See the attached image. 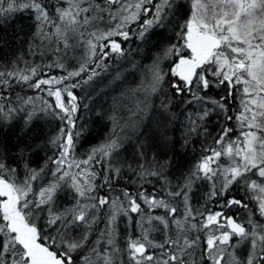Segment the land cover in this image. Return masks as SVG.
<instances>
[{
  "label": "snow or ice",
  "instance_id": "1",
  "mask_svg": "<svg viewBox=\"0 0 264 264\" xmlns=\"http://www.w3.org/2000/svg\"><path fill=\"white\" fill-rule=\"evenodd\" d=\"M17 13L0 264H264V0H0Z\"/></svg>",
  "mask_w": 264,
  "mask_h": 264
},
{
  "label": "trees",
  "instance_id": "2",
  "mask_svg": "<svg viewBox=\"0 0 264 264\" xmlns=\"http://www.w3.org/2000/svg\"><path fill=\"white\" fill-rule=\"evenodd\" d=\"M30 24H31V19L28 15L17 13L15 14L14 18L9 23L7 24L0 23V37L7 39L10 46L18 47L19 45L17 41L15 40V35H16L18 26L22 27L24 31L27 32ZM133 45L136 47L135 44ZM4 51L6 50L0 49V55H3ZM132 56H135V52L132 53ZM137 59L139 58L137 57ZM129 79L131 80L132 77H129ZM101 130H102L101 126L97 124L96 128L93 129V132L98 133ZM177 153L179 155V158L181 159L184 158V154L179 150V148H177Z\"/></svg>",
  "mask_w": 264,
  "mask_h": 264
},
{
  "label": "bare ground",
  "instance_id": "3",
  "mask_svg": "<svg viewBox=\"0 0 264 264\" xmlns=\"http://www.w3.org/2000/svg\"><path fill=\"white\" fill-rule=\"evenodd\" d=\"M132 48H133V49H135V46H134V45H132Z\"/></svg>",
  "mask_w": 264,
  "mask_h": 264
}]
</instances>
